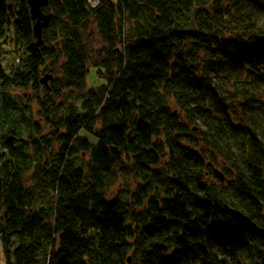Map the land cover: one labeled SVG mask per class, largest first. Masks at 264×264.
Listing matches in <instances>:
<instances>
[{
    "label": "trees",
    "instance_id": "1",
    "mask_svg": "<svg viewBox=\"0 0 264 264\" xmlns=\"http://www.w3.org/2000/svg\"><path fill=\"white\" fill-rule=\"evenodd\" d=\"M97 1L0 0L6 264H264V0Z\"/></svg>",
    "mask_w": 264,
    "mask_h": 264
},
{
    "label": "rangeland",
    "instance_id": "2",
    "mask_svg": "<svg viewBox=\"0 0 264 264\" xmlns=\"http://www.w3.org/2000/svg\"><path fill=\"white\" fill-rule=\"evenodd\" d=\"M111 2L113 3V5L114 6H116L115 4H116V2H115V0H111ZM88 3H89V6L91 7V8H94L95 6H97L98 5V1L97 0H88ZM52 16V15H51ZM93 40V44H92V46H93V49H95V50H98V49H101V47H100V45L98 44V42L99 41H97V40H95V39H92ZM89 43H91L90 41H88ZM123 46V43H120L119 45H117L116 47H115V53L116 54H123V49L121 50V47ZM102 49H104V48H102ZM105 57H107L106 56V52H105ZM90 61V59L88 60V64L86 65L87 66V68L86 69H88L89 67H90V65H91V62H89ZM47 63L48 64H44L43 63V65L40 67V69H41V73H40V83H42L43 85H45V86H48L49 85V82H48V80L49 79H52V77H53V74L55 75V73L54 72H59V70H61V66H62V62H60V60L59 59H57V61L55 62V63H53V62H51V63H49V61H47ZM43 66H45L46 68H48L49 66H50V70L53 72V74L52 73H50L49 72V70L47 69L46 70V68H44ZM117 68H113L112 70L113 71H115ZM99 71V70H98ZM99 73V72H98ZM99 75L97 74V72H96V70H94V69H91V71H90V73H89V76H88V83H87V86L89 87V88H97V87H99L102 83H103V80L101 79V78H99L98 77ZM101 77V76H100ZM41 84V85H42ZM87 86L85 85V90H88V88H87ZM67 92V94H69L70 96H76L77 94H78V92L77 93H75V91H74V93L73 92H68V91H66ZM65 94V93H64ZM20 95H22V94H20ZM193 128V131H195V127H191V129ZM39 135V136H38ZM33 136H35L36 138H38V137H40L41 135L40 134H37V135H35V134H33ZM38 136V137H37ZM150 142L151 143H153V144H155L156 143V141H157V139L158 138H154V137H152L151 135H150ZM91 139V138H90ZM92 140V139H91ZM53 145H55V142H53ZM58 149H59V147H58V145H56V148H55V150L53 151V152H55V153H57L58 152ZM50 155V154H49ZM208 158V157H207ZM205 163H208L207 164V166H206V168L204 169V173H205V176H206V181H208V182H212V183H215V182H217V184H218V181H220V183L222 182V181H224L225 180V174H224V172H223V169H222V167L221 166H213V165H211L209 162H205ZM207 168H208V171H207ZM221 178V179H220ZM122 183V181H120V184H119V186L123 189L124 188V186L121 184ZM223 183V182H222ZM118 189V188H117ZM119 190V189H118ZM226 207L227 206H225L224 207V209L226 210ZM229 208V207H228ZM229 209H231V208H229ZM231 210H233V209H231ZM227 211V210H226ZM228 212V211H227ZM229 213V215H230V212H228ZM242 215L243 216H245L243 213H242ZM230 217H231V215H230ZM245 217H247V216H245ZM232 218V217H231ZM248 218V217H247ZM250 219V218H249ZM251 220V219H250ZM252 221V220H251ZM234 222L237 224V222L234 220ZM0 264H6V258H5V254H4V252H3V249H2V247L0 246ZM128 264H130V260H128Z\"/></svg>",
    "mask_w": 264,
    "mask_h": 264
},
{
    "label": "water",
    "instance_id": "3",
    "mask_svg": "<svg viewBox=\"0 0 264 264\" xmlns=\"http://www.w3.org/2000/svg\"><path fill=\"white\" fill-rule=\"evenodd\" d=\"M29 8V16L31 21H33L32 31L37 39V44H42L41 33L45 29L51 19V14H44L43 8L48 4V0H25ZM221 179V178H220ZM226 210L230 212L233 220L237 222L238 225L248 230L251 234L260 239L264 247V228H259L253 221L242 215V213L231 210L226 207Z\"/></svg>",
    "mask_w": 264,
    "mask_h": 264
},
{
    "label": "bare ground",
    "instance_id": "4",
    "mask_svg": "<svg viewBox=\"0 0 264 264\" xmlns=\"http://www.w3.org/2000/svg\"><path fill=\"white\" fill-rule=\"evenodd\" d=\"M91 69H94V70H95V68H90V67H89V70H90V71H91ZM50 81H51V79L48 80V82H50ZM1 161H2V157H1V154H0V163H1Z\"/></svg>",
    "mask_w": 264,
    "mask_h": 264
}]
</instances>
